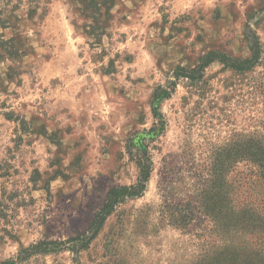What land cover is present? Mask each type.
Listing matches in <instances>:
<instances>
[{"label":"rangeland","instance_id":"rangeland-1","mask_svg":"<svg viewBox=\"0 0 264 264\" xmlns=\"http://www.w3.org/2000/svg\"><path fill=\"white\" fill-rule=\"evenodd\" d=\"M33 8L0 27V264L41 242L64 251L21 264H191L230 236L214 215L260 224L264 179L250 161L264 148V0H116L94 35L68 0ZM258 48L248 72L221 62ZM179 67L195 79L176 81ZM170 82L144 195L67 250L92 235L111 190L138 184L129 145L158 122L154 94Z\"/></svg>","mask_w":264,"mask_h":264},{"label":"trees","instance_id":"trees-1","mask_svg":"<svg viewBox=\"0 0 264 264\" xmlns=\"http://www.w3.org/2000/svg\"><path fill=\"white\" fill-rule=\"evenodd\" d=\"M70 4L74 5L76 10L86 19L90 24L85 25L84 29L89 35H94L99 29V22L103 17L110 18L112 10L115 8L116 0H68ZM30 5L29 14L32 16L36 13V9L33 8L34 4H38L39 0H0V27L9 28L14 22L19 21V14L22 12L25 5ZM90 29V31H89ZM89 31V32H88ZM101 37L98 34L95 38ZM14 42V41H13ZM261 56L260 48L254 53L253 57L244 61L241 64H228L226 60L221 62L228 68L239 72L245 73L259 64ZM248 65V66H246ZM194 73L197 70L192 71ZM189 71L185 68L179 67L174 73L176 81L181 78L195 79L194 76H189ZM177 83L170 82L169 88L160 87L154 94V116L158 119V122L150 130L145 131V135H139L134 140H131L129 148L131 150L130 155L136 161L140 169V178L138 184L131 187L116 188L110 191L107 201L101 211L96 215L94 222L91 226V236L79 237L70 240L74 243V248H66L73 252H80L85 250L89 244L97 237L101 232L108 218L114 213L116 207L123 203L128 198H138L144 195L147 185L151 179L153 171V161L150 154V144L160 137L166 129V124L162 116L158 113V108L162 101L170 99L175 91ZM136 150V153L132 150ZM257 151H259L256 148ZM261 154L254 157L250 162L256 164L259 168V175L264 179V148H260ZM230 210V209H229ZM225 217H219L214 215V219L217 222V227L225 230L228 236L222 246H219L216 250H210L206 253L199 255L191 264H264V218H259V223L256 224L254 219L247 217L246 215L234 220L233 213H228ZM213 216V215H212ZM228 220V223L225 222ZM224 222V223H223ZM238 235L251 236L255 239V247L249 245L248 247L237 245L234 238ZM61 245L57 242H41L36 246H32L24 250L22 253L27 254L2 262L1 264H21L28 258L38 254H50L64 251Z\"/></svg>","mask_w":264,"mask_h":264}]
</instances>
